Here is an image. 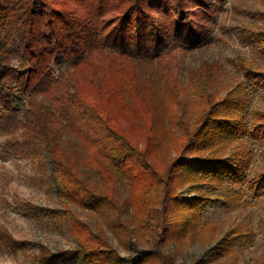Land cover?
Wrapping results in <instances>:
<instances>
[{"label": "trees", "instance_id": "1", "mask_svg": "<svg viewBox=\"0 0 264 264\" xmlns=\"http://www.w3.org/2000/svg\"><path fill=\"white\" fill-rule=\"evenodd\" d=\"M193 5L208 7L204 0H0V129L22 128L23 141L14 134L9 139L14 150L43 147L66 203L68 230L79 243L76 251L54 255V262L70 256L84 264H112L118 257L106 233L94 234L75 205L108 212L110 226L128 249V264H168L165 246L182 227L175 213L194 215L199 200L177 193L189 177L185 172L198 168L238 180L245 155L230 150V157L186 161L181 154L171 157L163 146L173 142L181 150H205L206 142L230 145L241 132L264 139L262 113L248 130L238 118L217 121L236 103L230 97L212 103L204 95L210 66L188 70L189 84L198 85L196 94L205 99L192 127L179 123L182 114L171 109V103L178 104L179 82L166 61L171 51L159 50L173 34L189 46L200 42ZM248 33L264 50L262 34ZM101 36L110 48L95 53L92 46ZM13 54H18L17 65L10 62ZM63 60L72 68L56 75L51 66ZM244 72L254 81L262 79L249 67ZM30 93L40 94L49 106L25 102ZM125 125L139 127L144 146ZM67 132L80 143L64 146L60 137ZM81 165L97 171L101 183L83 177ZM121 180L128 188L123 198ZM253 182L264 189V174ZM3 233L0 229V243L6 241Z\"/></svg>", "mask_w": 264, "mask_h": 264}, {"label": "rangeland", "instance_id": "2", "mask_svg": "<svg viewBox=\"0 0 264 264\" xmlns=\"http://www.w3.org/2000/svg\"><path fill=\"white\" fill-rule=\"evenodd\" d=\"M204 1L208 7L192 6L198 12L193 18L202 31L200 42L189 46L173 34L159 50L171 51L172 56L166 61L172 64L179 82L178 104L173 102L170 107L178 116L182 114L179 123L185 120L192 127L205 99L199 97L201 93L196 94L198 85L189 84L188 70L210 66V77L204 80V95L212 98V103L229 97L236 103L229 113L221 111L217 121L238 118L248 130L252 120L259 113L264 114V50L248 33L260 32L264 40V0ZM7 45L13 48L14 43L8 41ZM92 47L95 53H101L110 45L101 36ZM10 62L17 65L18 54H13ZM51 67L57 75L71 69L72 64L63 60L61 66ZM247 67L262 79L248 78L244 72ZM24 100L49 106L38 93L27 94ZM125 127L130 129L128 125ZM138 129L134 126L130 130L139 145L144 146L145 138ZM9 130L12 133L0 129V229L6 240L0 243V264H84L70 256L54 262V255L76 251L79 246L67 227L66 203L58 195L51 163L43 147L38 145L33 149L31 144L30 151L14 150L9 139L14 134L23 141V131L22 128ZM164 137L168 139L167 135ZM60 141L64 146L80 143L70 132L62 134ZM3 144L7 146L5 149L1 147ZM164 146L162 149L171 157L181 154L186 161L193 157H230V150H239L245 155L242 158L245 167L238 180L223 172L214 175L198 168L185 172L189 177L178 186L177 193L199 200L193 209L194 215L183 210L175 213L182 227L165 246L170 258L168 264H264V189H257L253 182L264 174V139L253 140L241 132L230 145L208 141L204 144L205 150L199 147L194 151L181 150L173 142ZM80 172L83 177L101 183L94 169L81 165ZM127 190L121 180L119 195L123 198ZM71 207L94 234L99 230L106 233L118 256L112 264H128V249L110 226L108 212ZM130 213V208L124 210L125 216Z\"/></svg>", "mask_w": 264, "mask_h": 264}]
</instances>
